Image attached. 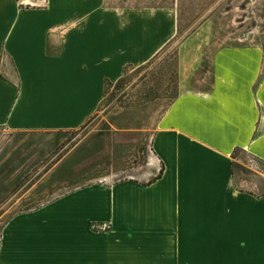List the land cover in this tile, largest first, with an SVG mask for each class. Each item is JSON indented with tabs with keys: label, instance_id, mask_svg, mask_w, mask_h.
<instances>
[{
	"label": "crops",
	"instance_id": "1",
	"mask_svg": "<svg viewBox=\"0 0 264 264\" xmlns=\"http://www.w3.org/2000/svg\"><path fill=\"white\" fill-rule=\"evenodd\" d=\"M170 36L164 19L102 0H0V129H82L107 84L148 64ZM211 43H180L177 96L140 159L150 169H133L125 130L111 135L109 160L97 159L105 137L90 134L58 161L52 154L24 194L9 182L21 180L20 163L0 169V264H264V193L237 182L233 159L241 149L264 163L263 58ZM128 170L142 174L116 180ZM43 183L66 191L15 212Z\"/></svg>",
	"mask_w": 264,
	"mask_h": 264
},
{
	"label": "rangeland",
	"instance_id": "2",
	"mask_svg": "<svg viewBox=\"0 0 264 264\" xmlns=\"http://www.w3.org/2000/svg\"><path fill=\"white\" fill-rule=\"evenodd\" d=\"M102 6L164 19L171 40L148 64L131 68L121 80L107 84L106 96L98 113L82 129L57 134L13 133L0 129V169L13 162L20 163L21 180L17 178L14 181L12 176L9 182H15L22 194L26 182L41 180L45 166L47 169L51 164L49 159L52 154L54 161H58L64 152L89 134L105 137V151L97 155V159L105 157L109 160L111 135L122 134L124 130L133 132L136 138L133 136L124 142L132 143L126 151L127 154L134 151L139 160L132 167L139 169L142 156L147 160L148 155L151 156L152 134L159 118L178 93L180 43L209 40L213 42L214 52L224 47L257 50L261 52L264 63V0H102ZM119 149L122 150V147L119 146ZM93 152L91 146L88 154L91 155L89 162L92 165L95 162ZM147 166L139 170L150 169ZM234 172L237 182H243L246 188L259 183L260 191L264 193L263 162L246 152H237ZM141 174L142 171L128 170L127 174L116 176V180L140 177ZM49 186L50 183H43L35 194L23 197L22 206L14 211L26 210L29 203L41 205L66 191H57L55 187L51 192ZM1 202L2 199L0 206ZM8 206L9 202L6 203ZM6 220L0 219V227Z\"/></svg>",
	"mask_w": 264,
	"mask_h": 264
},
{
	"label": "trees",
	"instance_id": "3",
	"mask_svg": "<svg viewBox=\"0 0 264 264\" xmlns=\"http://www.w3.org/2000/svg\"><path fill=\"white\" fill-rule=\"evenodd\" d=\"M237 152H243V150H241V149H237V150H235V152H234V154H233V159H234V160L236 159V154H237ZM162 174H163V171H161V173H160L156 178L152 179V180L150 181V183H153V182H155L156 180H158V179L162 176Z\"/></svg>",
	"mask_w": 264,
	"mask_h": 264
}]
</instances>
